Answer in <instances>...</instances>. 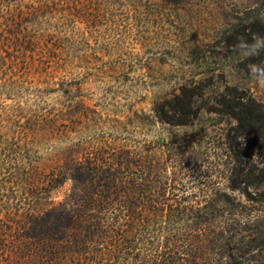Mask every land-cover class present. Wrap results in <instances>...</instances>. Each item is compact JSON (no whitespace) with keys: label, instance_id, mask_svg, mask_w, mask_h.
I'll return each instance as SVG.
<instances>
[{"label":"rangeland","instance_id":"rangeland-1","mask_svg":"<svg viewBox=\"0 0 264 264\" xmlns=\"http://www.w3.org/2000/svg\"><path fill=\"white\" fill-rule=\"evenodd\" d=\"M3 16L26 40L19 53L0 48L4 212L23 210L34 195L11 181L16 164L48 170L76 143L106 142L163 158L170 147L176 161L162 172L175 178V188L167 189L178 196L217 193L220 216L207 227L235 218L236 237L254 236L264 261V204L249 200L248 192L260 195L240 183L264 170V123L231 151L235 121L218 114L223 107L216 102L225 91L264 106V50L243 57L235 47L238 38L251 43L264 31V0H0ZM183 88L203 94L197 117L162 122L169 99ZM70 186L51 198L61 200ZM245 217L253 222L248 230L240 226ZM4 219L11 233L0 235L1 244L21 231ZM14 255L0 248V264L20 262Z\"/></svg>","mask_w":264,"mask_h":264},{"label":"trees","instance_id":"trees-1","mask_svg":"<svg viewBox=\"0 0 264 264\" xmlns=\"http://www.w3.org/2000/svg\"><path fill=\"white\" fill-rule=\"evenodd\" d=\"M2 18L0 48L11 45L19 53L26 42L23 31L11 28L10 18ZM255 36L264 37V31ZM218 95L216 102L223 107L218 114L235 121L228 147L236 151L246 136L261 128L264 106L225 91ZM202 97L201 92L183 88L169 99L170 112L161 121L187 124L197 117ZM162 151L164 158L106 142L76 143L54 159L48 170L16 164L11 181L34 195L29 206L17 208L12 216L9 208L3 211L4 202L0 204V222L5 218L21 229L0 248L19 258L14 264H264L254 236L236 237L235 218L223 226L207 227L220 216L217 193L178 196L167 189L175 188V178L162 172L173 159L172 148ZM243 176L240 183L260 195L253 198L248 192V199L264 204V191L259 189L264 170ZM67 181L71 183L68 192L61 200H53V190ZM251 221L246 218L240 226L248 230ZM6 233L11 230L0 223V235Z\"/></svg>","mask_w":264,"mask_h":264},{"label":"clouds","instance_id":"clouds-1","mask_svg":"<svg viewBox=\"0 0 264 264\" xmlns=\"http://www.w3.org/2000/svg\"><path fill=\"white\" fill-rule=\"evenodd\" d=\"M235 47L240 50L243 57L259 55L260 51L264 50V37L255 36L251 43L243 38H238V43ZM252 67L255 68V65H252Z\"/></svg>","mask_w":264,"mask_h":264}]
</instances>
